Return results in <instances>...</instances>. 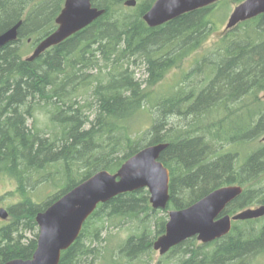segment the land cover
<instances>
[{
  "label": "trees",
  "instance_id": "obj_1",
  "mask_svg": "<svg viewBox=\"0 0 264 264\" xmlns=\"http://www.w3.org/2000/svg\"><path fill=\"white\" fill-rule=\"evenodd\" d=\"M156 1L140 0L132 13L126 0H93L106 10L100 18L28 61L31 50L58 27L65 0H0V34L23 21L19 38L0 47V175L16 178L23 196L9 208L13 221L1 231L0 264L31 259L40 212L96 172H117L148 145L169 144L161 154L171 173L168 207L153 208L146 188L99 204L60 264H94L103 257L102 249L87 241L104 240L115 218L157 217L153 240L145 224L120 247L131 263L166 232L170 210L189 207L219 187L244 188L225 213L234 215L255 199L264 202L263 189L249 186L264 173V142L243 153L244 160L239 151L264 141V14L226 29L191 70L183 71L178 88L164 93L155 87L203 46L213 29L212 9L230 0L150 27L144 15ZM234 1L237 6L244 0ZM139 60L147 73L143 80L132 68ZM42 104L55 123L48 131L35 122ZM88 106H96L93 119ZM146 113L151 124L136 128ZM48 181L56 192L38 202L28 186ZM161 212L165 215L158 218ZM263 253L264 217L235 221L223 238L204 244L194 237L169 252L177 256L176 264H250Z\"/></svg>",
  "mask_w": 264,
  "mask_h": 264
},
{
  "label": "water",
  "instance_id": "obj_2",
  "mask_svg": "<svg viewBox=\"0 0 264 264\" xmlns=\"http://www.w3.org/2000/svg\"><path fill=\"white\" fill-rule=\"evenodd\" d=\"M220 0H157L144 15L150 27H158L183 14L208 7ZM137 0H126L125 5L135 7ZM106 12L94 5L93 0H65L56 18L58 27L41 40L27 58L34 61L51 47L57 46L85 29ZM264 14V0H244L231 13L226 29ZM23 21L0 34V47L15 42ZM168 143L148 145L128 158L113 173L100 170L68 191L58 201L37 215L39 226L38 246L31 259L16 258L5 264H60L62 253L79 238L87 219L98 205L118 195L146 188L155 209L164 210L171 199L169 168L161 161ZM244 191L241 185H226L215 189L194 204L183 209L169 211L166 232L154 242V249L161 255L196 237L202 243H210L228 235L235 221L264 217V203L247 208L234 215L226 208ZM0 217L9 218L6 208L0 209Z\"/></svg>",
  "mask_w": 264,
  "mask_h": 264
},
{
  "label": "rangeland",
  "instance_id": "obj_3",
  "mask_svg": "<svg viewBox=\"0 0 264 264\" xmlns=\"http://www.w3.org/2000/svg\"><path fill=\"white\" fill-rule=\"evenodd\" d=\"M140 3V0L138 4ZM224 5V4H223ZM138 6V5H137ZM136 6V7H137ZM136 7H129L128 9L130 12L133 13ZM236 7L235 1L230 0L229 2L225 3L224 6H217L215 9H212V13L210 15L211 21L213 22V29L210 31L207 39L202 47L192 53L188 58L185 59V63L182 67H175L166 75L164 80L159 83L155 88L160 92L163 91L166 93L169 89H173L174 87L178 88L179 84L182 83L184 70H191L194 64L204 55L207 54L208 51L212 48L215 41L226 31V26L229 20L231 13L233 12L234 8ZM229 8V9H228ZM34 48L31 50L30 54H32ZM133 70L136 73V77L143 80L147 77V73L145 70L144 63L139 60L136 64L132 65ZM167 95V94H166ZM91 100V99H90ZM44 104L40 105L39 109L35 111V122L39 129L43 131H48L54 128L55 123L51 120V117L43 108ZM86 114L90 115L91 119L95 116L96 106L94 107H87ZM179 122V119L176 117L174 118L173 122ZM151 124V118L146 113V115H141L139 119L135 122V127L141 129L146 125ZM264 137V136H263ZM263 140L261 138L254 143L248 144L246 146H240L239 151L242 152L240 154V159L244 160L245 152L251 151L256 149L257 147L263 144ZM52 171V169L50 170ZM83 169H81V172ZM37 178V176H36ZM249 186H255L259 189H263L264 191V173L261 174L256 180L252 181ZM19 183L16 178L2 174L0 175V209L6 208L9 211V208L18 203L20 200L23 199V196L18 193ZM52 184V181H48L46 183H36L35 186H28L29 192L33 195L35 200L38 202L43 201L46 199L48 195H52L53 192H56L55 188ZM262 202L258 203L255 199V202L249 206L248 208H256L260 206ZM152 206V204H151ZM247 209V208H246ZM165 215L164 212H161L158 218L163 217ZM145 213L141 214L138 218L133 219H123V218H115L114 220H109L108 230L103 234L104 240L100 242H93L90 244L91 241H87L88 245L95 246L97 248L102 249V253L104 254L103 257L97 258L94 264H176V255H170L169 253L166 255H161L158 250H155L153 247L149 250L148 253L141 255L135 260L128 261L127 258L121 256L120 254V247L124 244L125 240L132 234H137L141 230L144 229V225L148 224L147 233H148V240H153L155 231L157 228L158 221L156 220L157 217H146L144 219H139L144 217ZM13 221L12 215L9 213V218L3 219L0 217V237L1 231L5 226H8ZM40 231V230H38ZM34 232L27 230L25 234L28 236L29 239L34 237ZM17 236V235H15ZM199 243H202L199 241ZM108 256V257H107ZM89 259L88 262H90ZM87 264V263H86ZM250 264H264V253L260 256L255 257Z\"/></svg>",
  "mask_w": 264,
  "mask_h": 264
},
{
  "label": "bare ground",
  "instance_id": "obj_4",
  "mask_svg": "<svg viewBox=\"0 0 264 264\" xmlns=\"http://www.w3.org/2000/svg\"><path fill=\"white\" fill-rule=\"evenodd\" d=\"M103 9H104V8H103ZM12 27H13V26H12ZM7 30H8V29H7ZM7 30H6V31H7Z\"/></svg>",
  "mask_w": 264,
  "mask_h": 264
},
{
  "label": "flooded vegetation",
  "instance_id": "obj_5",
  "mask_svg": "<svg viewBox=\"0 0 264 264\" xmlns=\"http://www.w3.org/2000/svg\"><path fill=\"white\" fill-rule=\"evenodd\" d=\"M264 202H262V204H263Z\"/></svg>",
  "mask_w": 264,
  "mask_h": 264
}]
</instances>
